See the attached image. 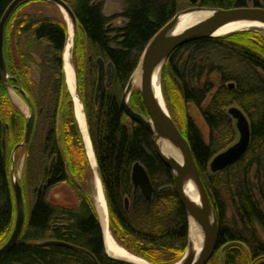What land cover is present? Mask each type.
Listing matches in <instances>:
<instances>
[{
    "label": "trees",
    "instance_id": "obj_1",
    "mask_svg": "<svg viewBox=\"0 0 264 264\" xmlns=\"http://www.w3.org/2000/svg\"><path fill=\"white\" fill-rule=\"evenodd\" d=\"M11 1L0 0V18ZM32 1L20 3L6 23L5 59L12 74L10 81L21 84L37 104L42 100L47 104V108H42L52 112L50 135L39 147L37 157L47 161L51 154H57L58 162L53 173L43 162L40 176L51 175L50 184L71 182L68 175L72 168L78 170V166L79 172L89 170V161L65 81L62 53L67 25L60 12L23 17L20 10ZM121 1L122 10L113 16L123 22L116 26L109 25L113 16L104 12L102 1H67L77 18L74 63L79 84L82 73L90 74L89 83H95L99 58L104 63L111 62L114 68L113 80L97 102L94 96H84L88 131L114 236L135 254L158 264H170L188 245L187 212L172 188L173 171L157 153L149 130L124 112L121 97L149 40L178 11L192 4L187 0ZM250 1L264 6V0ZM247 3L248 0L198 2L226 8ZM32 65L40 71L36 89L30 81ZM214 72L219 76L218 84L211 79ZM162 85L166 98L173 99L178 106L195 104L210 129L206 142L184 109L182 132L217 212V248L207 264H219L217 252L231 241L236 243L225 248L224 264H264V36L246 29L183 43L165 62ZM6 87L0 72V246L11 235L16 218L10 173V148L15 141L9 140L8 124L11 121L17 128L22 116L11 106ZM130 101L137 111L149 116L140 91L132 92ZM5 106L11 110L4 112ZM234 106L249 119L250 144L240 159L213 172L210 160L238 136L235 119L229 112ZM63 110V122L58 126L57 114ZM32 140L33 137L28 151ZM67 140L73 141V154L65 144ZM29 163L30 157L27 166ZM135 163L143 165L151 179L153 191L149 200L133 183ZM167 186L171 188L166 189ZM77 190L76 207L53 204L45 193L40 195L26 210L19 239L0 257V264H96L88 254L51 240H63L89 250L98 264H134L108 255L93 202L83 189ZM226 199L234 211L230 219L226 215Z\"/></svg>",
    "mask_w": 264,
    "mask_h": 264
},
{
    "label": "water",
    "instance_id": "obj_2",
    "mask_svg": "<svg viewBox=\"0 0 264 264\" xmlns=\"http://www.w3.org/2000/svg\"><path fill=\"white\" fill-rule=\"evenodd\" d=\"M24 1L26 0H12L0 18V72H1L2 78L5 81V83L9 82L8 67H7L5 53H4L5 26H6V23L9 17L14 11V9L20 3ZM48 1L56 4L62 12L65 11L69 21L72 24L73 34L75 35L76 30H77V18L71 6L69 5V3L65 0H48ZM188 1L192 5L186 8L185 10L178 11L171 18V20H169L163 27H161V29L149 40L140 58V60L142 58L144 60L142 87L140 89V93L144 101L147 113L149 114V120L151 121L147 122L146 120L148 118H146L139 111L135 110L129 101H126L125 89L121 97V106L124 112L130 118L142 123L149 130L157 153L159 154L160 158L173 171L174 179H173L172 188L175 190V193L177 194L181 204L183 205V207L185 208L188 214V221H189L190 214L200 221L202 225L203 233H204V239H205V246H204L205 252L203 256L200 257L193 264H206L209 261V259L212 257V255L214 254L217 248V241H218V235H219L217 215L215 214L214 220L211 223L207 217V208L209 206L213 208V206H212L210 197L207 193V190L205 188L204 182L201 178L200 171L195 161V158L193 156L189 142L187 138L185 137V135L181 132L179 127L176 125L171 114L169 113V115H166L163 109L161 108V106L159 105V103L157 102L153 94L152 87H151V74H152L153 67L155 66V64H157L161 60H164V63H165L169 54L179 45L195 40V39H198V38L215 36L213 35V33L217 30L219 26H221L223 23L227 21L238 19V18H253V19L264 21V6L252 4L251 6L244 5V6H232V7H227V8L226 7L207 8V9L214 10V13L206 21L200 23L199 25H197L196 27H193L192 29L188 31L180 32L173 36L166 35L167 30H169L171 27L175 25V23H177L178 18L181 13L185 11H189V10L203 8V7H199L198 5H195L199 2V0H188ZM242 30H246V29H242ZM63 60H64V57H63ZM98 63H99V68H98V82L96 85V97L104 89L105 83L106 85L111 84L113 80V75H114V68L111 62L104 63L99 58ZM106 77L107 79L105 82ZM66 82H67V79H66ZM230 85H232V83ZM70 93L74 100V97L71 91ZM76 94L77 96H79L77 91H76ZM26 99L31 106V113L28 116L27 121H26L24 143H27L29 141L30 135L34 128V122H35V105L30 97H26ZM74 112H75V107H74ZM229 112L232 114L233 118L235 119L236 128L239 133V138L236 142H234L232 145H230L225 150L217 153L211 159L209 166L213 172L223 170L227 168L229 165L233 164L238 159H240L244 155V153L247 151L249 144H250V140H251L250 123H249L247 116L243 113L241 109L235 106L231 107L229 109ZM75 116H76V113H75ZM158 134H165L172 143H174L176 146L179 147L182 153V156H183V162L181 164L176 159H173L172 157L168 156L163 151V149H161V146L157 143V140L154 137V135H158ZM175 166L177 168L176 171H174ZM97 167H98V163H97ZM91 169L93 171L92 167ZM189 170H192L195 173V179L199 186L200 193L202 196V201H203L201 208H199L195 203H193L187 197V195L185 194L183 190V180H184L186 173ZM13 173L14 172L12 169L11 178H12V187H13L14 198H15L16 218H15L14 228L12 230L11 235L9 236L8 240L0 247V257L3 256L7 251H9L16 244L21 234L24 221H25V206H24V199H23V191H22V187H21L19 180L17 179L16 176H14ZM98 175L100 178L99 168H98ZM132 180L135 186L140 187L141 192L143 193L144 197L148 200L151 199L153 185L151 183L150 177L146 169L140 163H135L133 166ZM169 188H171V186L166 187V189H169ZM125 205L127 208L129 205L128 199H126ZM189 230H190V221H189ZM189 239H190V236H189ZM103 241L105 242L104 236H103ZM189 241H188L187 249L189 247ZM51 242L63 244L70 248L82 251L88 254L95 261V263L98 264V261L96 257L94 256V254L83 247L74 245L69 242L60 241V240L59 241L51 240ZM235 243L236 242L231 241L227 243L226 245H224L222 248L225 249L227 246L231 244H235ZM113 258L124 260V259L117 258V257H113ZM124 261H127V260H124Z\"/></svg>",
    "mask_w": 264,
    "mask_h": 264
},
{
    "label": "rangeland",
    "instance_id": "obj_3",
    "mask_svg": "<svg viewBox=\"0 0 264 264\" xmlns=\"http://www.w3.org/2000/svg\"><path fill=\"white\" fill-rule=\"evenodd\" d=\"M47 1L34 0V1L30 2L29 4H26L20 10L21 13L24 14L23 17H29L28 15L33 16V17H38V16L44 15V14H55V12H60L63 19L66 22V25H68L67 20L64 17V13L60 10V8L56 4H54L52 2L50 3ZM67 1H72V0H67ZM99 1H102V6H104V12L106 14H109V16L116 15L123 8V3L121 0H99ZM195 5H198L199 7H203V8H214L213 6L199 5L198 3ZM247 5H250V6L252 5L250 0H248ZM186 8H188V5H186L185 8L181 9L180 11L185 10ZM122 22L123 21L121 20V18H114V16H113L112 20L109 22V25H111V26L112 25H115V26L121 25ZM250 30H255V31H258L259 33H261L257 29H250ZM67 31H68V26H67ZM67 34H68V32H67ZM75 35L73 37L72 63L74 65L75 74H76V81H77L76 89H77L78 95L80 96V100L83 104V109H84V113H85L84 96L87 97V95H88L91 98H93V96H94L95 101L97 102L98 99L100 98V95L108 88L109 85H106V83H105L104 89L96 97V85L98 82V71L97 70L95 71L96 74H95V81H94L95 83L94 84L89 83L90 74H86V73L84 75H83V73L81 74V77H82L81 82L82 83L79 84L78 74H77V70L75 67L74 54H73L74 53L73 52L74 46H75ZM66 43H67V38H66L63 53H62L63 57H64V50L66 47ZM164 64H163V68H164ZM64 72H65V70H64ZM39 73H40L39 69L35 65H32L31 71L29 74H30V79H31L30 81H32L34 83V86H35V88H33V85L31 84V87L33 89H36L39 85V83H38L39 82ZM8 75H9L8 76L9 82L6 83V85H7V87H6L7 98L9 99L11 106L14 107L15 109H17V111L22 114V116L18 118V121H19V125L17 126L18 129L13 126L11 121L8 124L9 140H11V142L15 141L11 145V148H10V151H11L10 152V169H11V176H12V169H13L14 176L17 177V179L19 180V182L21 184L22 191H23L25 212H26V210H28L30 208V206L33 204V202L36 199H38L40 197V195H42L43 193H45L46 199L53 204L62 205L64 207H76L79 203V192L77 190V187H78L79 190L83 189L84 192L87 195H89V197L91 198V200L93 202V206H94L95 211H96L97 216H98L99 224H100V216L98 214V211L96 209L94 201L90 195V190H91L90 183H91V179L93 176L92 175L93 171L90 167V164H89V170H87V168H85V170L81 171L82 173L79 172L80 168L76 165L75 166L77 167L78 170H75L72 168L69 175L67 172L66 174L71 179V182H69L68 180H62V181H58L56 183L47 184L46 187H40L42 183H44V182L47 183L46 182L47 176L43 177L42 174H41L42 177L40 176V173H41L40 171H42V169H43L42 166H44V163H45V165L46 164L50 165L51 157L54 155V154H51L49 156V158L47 157V161H46V158L41 161L40 158L37 157V154L39 153L38 150L40 151L39 147L46 141L47 136L50 135L51 122L53 123V121L51 120L52 112H46V110L42 108V107L47 108V104L42 102V100L39 101L37 104L35 102V99H33L32 95L30 94L31 95L30 96L29 92H27L21 84H19V83L14 84L13 82H11L10 79L12 77V74L9 72V70H8ZM106 79H107V77L105 78V82H106ZM211 79L215 82V84H218L219 76L217 73H215V72L212 73ZM65 81H66V73H65ZM162 82H163V69H162V73H161L162 93H163L166 105L168 107L169 113L171 114L174 112V117L172 116V118H174V121H175L176 125L179 127V129L181 130V132L183 131L182 129H184L183 123H182V114L184 116V109H185L188 116L191 117V119L194 121L196 126L200 129V131H201L202 135L204 136V139L206 140V142H208L209 141V135H210V129H209L201 111L199 110V108L193 103H189L185 106L186 108H183L182 106H178L176 103H173L172 102L173 99H167L165 94H164ZM127 83H126V85H127ZM66 87H67V85H66ZM11 90L14 91L15 93H17V95L20 97L21 101L24 103V107H21V105H18L13 101V99L10 96ZM213 90H215V89H213ZM134 91H140V89L135 88L132 92H134ZM44 92H45V90H44ZM132 92H131V94H132ZM131 94H130V96H131ZM122 95H123V93H122ZM26 97H30L32 99L34 105H35V122H34V128L32 130L34 135L31 136V137H33V140H32V144L30 145L29 151L27 149L28 143H24L26 121H27L28 116L31 113V106L28 103ZM208 101H209V98L206 99L205 103H207ZM129 102H131L130 97H129ZM48 107H49V105H48ZM73 108H74V101H73ZM10 110L11 109L9 108V106L4 107V112L10 111ZM62 112L64 113V110L61 111V113L58 112V114H57L58 119H57L56 125H58V126L60 124L62 125V122H63ZM144 116L149 119L148 115H144ZM85 118H86V113H85ZM86 123H87V120H86ZM78 126H79V124H78ZM58 129H59V127H58ZM79 129H80V127H79ZM87 129H88V125H87ZM238 138H239V133H238L237 138L235 139V142L238 140ZM90 139H91V136H90ZM67 142L65 144H66V146L68 144V146L70 147V150H71L70 152L71 153L74 152V147L72 146L73 141L67 140ZM91 142H92V140H91ZM232 144H230V145H232ZM92 146H93V143H92ZM93 150H94V148H93ZM28 157H30V163L27 166ZM73 159L74 158H72V162H73ZM21 160H22V168L20 170V174L18 175L19 163L21 162ZM26 169H27V172H26ZM86 170L88 172H86ZM28 178H30V179H28ZM11 182H12V178H11ZM223 194H226V193H223ZM105 199H106V197H105ZM210 200H211V198H210ZM226 202H227L226 215H227L228 219H230L234 215V211H233L232 207L230 206V202L228 201V199H226ZM211 203H212V201H211ZM106 204H107V200H106ZM212 206H213V210H214L215 214L217 215V212H216V209H215L213 203H212ZM107 211H108L109 227L111 229V225H110V222H111L110 219L111 218H110V214H109L108 204H107ZM187 216H188V214H187ZM100 226H101V224H100ZM101 229H102V233L104 236L103 228L101 227ZM111 231H112V229H111ZM112 233H113V231H112ZM119 243L121 244V242H119ZM121 246L126 248L127 250H129L123 244H121ZM186 249L181 254V256L179 258H177L174 262H176V261H178L184 257V255L186 253ZM105 250H106V247H105ZM224 251H225V249L221 248L220 251L217 252L219 255L217 258L218 259L217 263H219V264H224ZM130 252H132V251H130ZM132 253H134V252H132ZM135 255H138V254H135ZM138 256L142 257L141 255H138ZM142 258H144V257H142ZM144 259L153 263V264H158V263L152 262L146 258H144ZM174 262H172L170 264H173Z\"/></svg>",
    "mask_w": 264,
    "mask_h": 264
},
{
    "label": "bare ground",
    "instance_id": "obj_4",
    "mask_svg": "<svg viewBox=\"0 0 264 264\" xmlns=\"http://www.w3.org/2000/svg\"><path fill=\"white\" fill-rule=\"evenodd\" d=\"M64 11V10H63ZM64 13V17L68 22V34H67V43L64 50V70L66 73V85L67 88L72 92L74 97V107L75 113L77 117L78 124L81 129V135L84 142V147L86 151V155L91 164L90 167L93 168V176L90 183V195L94 201L98 214L100 216V224L104 231V240H105V247L106 251L110 256L121 258L127 261H130L134 264H153L144 258L135 255L134 253L130 252L126 248L122 247L119 241L116 239L114 234L112 233L109 227L108 221V211H107V204L105 195L103 192V187L101 184V180L98 175V167L97 161L95 157V153L92 147V142L90 139V135L87 129V123L85 118V113L83 109V104L76 94V74L74 65L72 63V48H73V27L71 22L69 21L67 14ZM214 10L207 9V8H199L195 10L185 11L180 14L177 23L169 30H167L166 35H176L180 32L188 31L193 27H196L200 23L206 21L212 14ZM242 29H257L259 30L262 35L264 36V21L253 19V18H238L227 21L223 23L221 26L217 28V30L213 33L215 36L225 35L227 33L238 31ZM164 60H161L153 67V71L151 74V87L153 90V94L165 112L166 115H169V110L166 105L162 89H161V73L163 69ZM143 70H144V60L143 58L138 63L136 69L133 71L132 75L130 76L128 83L125 87V98L126 101H129V96L131 92L135 88L141 89L142 87V77H143ZM10 96L13 101L24 107V103L21 101L20 97L14 91H10ZM73 99V98H72ZM147 122L151 120L147 119ZM155 133V132H154ZM32 135V133H31ZM30 135V138H31ZM157 140V143L161 146V149L173 159H176L180 164L183 162V156L178 146L172 143L165 134H158L154 135ZM29 138V140H30ZM29 143V141L27 142ZM22 168V160L19 163L18 175L20 174V170ZM50 168V165H49ZM176 166L174 167V171H176ZM68 171H66L67 173ZM11 173V169H10ZM62 181V180H61ZM56 183V182H55ZM183 190L187 197L195 203L199 208L202 207V196L200 193L199 186L195 179V173L192 170H189L183 180ZM26 213V212H25ZM215 213L213 208L209 206L207 208V217L209 221L212 223L214 220ZM190 221V230H189V247L184 255V257L173 264H193L197 261L200 257L203 256L205 252V239L204 233L202 229V225L200 221L195 218L193 215H189ZM188 221V222H189ZM59 241V240H58ZM63 241V240H60ZM66 242V241H65Z\"/></svg>",
    "mask_w": 264,
    "mask_h": 264
},
{
    "label": "flooded vegetation",
    "instance_id": "obj_5",
    "mask_svg": "<svg viewBox=\"0 0 264 264\" xmlns=\"http://www.w3.org/2000/svg\"><path fill=\"white\" fill-rule=\"evenodd\" d=\"M106 75H107V73H106ZM57 162H58V155H57V154H54V155L51 157L50 168H49V170H50L51 173H53V171H54V166H56ZM66 164H67V162H66ZM51 181H52V176L49 175V176L46 177V182H47V183H45V182L42 183L40 187H46V185H47V184H50Z\"/></svg>",
    "mask_w": 264,
    "mask_h": 264
}]
</instances>
